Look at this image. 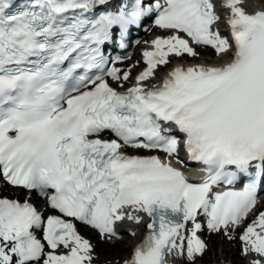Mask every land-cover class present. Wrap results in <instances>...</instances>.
<instances>
[{"label":"snow or ice","instance_id":"obj_1","mask_svg":"<svg viewBox=\"0 0 264 264\" xmlns=\"http://www.w3.org/2000/svg\"><path fill=\"white\" fill-rule=\"evenodd\" d=\"M104 3L0 0V176L24 193L23 201L0 196V264H96L78 224L110 242L145 218L147 235L123 264H197L208 250L205 228L230 241L239 232L241 256L264 264V11L220 0L230 42L215 0H133L95 11ZM150 16L170 35L151 41L132 82L131 69L117 68L121 58L109 60L102 46L118 28L125 47L129 29ZM194 46L232 55L147 83L170 56L197 57ZM109 78L131 86L118 91ZM128 147L167 160L128 156ZM181 150L201 166L199 182L173 166L183 163Z\"/></svg>","mask_w":264,"mask_h":264},{"label":"bare ground","instance_id":"obj_2","mask_svg":"<svg viewBox=\"0 0 264 264\" xmlns=\"http://www.w3.org/2000/svg\"><path fill=\"white\" fill-rule=\"evenodd\" d=\"M216 4H217V11H218V14L220 15L221 19L220 21L218 22V30L219 31H222V30H227V26L225 24V19L226 17L228 16V10L226 8H221L220 5L218 4L219 0H215ZM244 10L249 13V14H253L257 11H264V0H244V3L241 5ZM145 39L143 40V43H144ZM195 50L199 53L200 51L202 52H205V50L201 49L200 47L199 48H195ZM136 56V55H135ZM229 56H226L224 58H221V57H218V56H210V57H194L192 59H187L186 62L187 64H191V65H195V64H204V65H207V66H220L222 62H225L226 59H228ZM182 64H185L184 63V60H181L180 61ZM121 66H124V65H121ZM120 66V67H121ZM134 67V66H133ZM134 71V69H133ZM2 191H5L6 193L8 194H18L20 192V190H16V189H12V188H6V189H1L0 188V194ZM33 202L34 201H37L38 204L41 205V203L43 201L39 200V198H36V197H33ZM147 223V220L145 219V223L144 224H141L139 226L137 225H134V224H126L124 227H122L120 229V232H121V236L122 238L120 240H117L115 242H112L110 241L109 245L112 243L113 245V249L115 250L114 253L111 255L112 258H115V259H118V257H122L125 253V249L124 247H120L119 245L122 244V243H129L127 245V247H132L133 249L139 244L141 243V237H142V233H143V229L145 227ZM78 229L80 231V234L82 236H84L85 238L89 239L90 242L95 246V254L97 256V260H96V264H117V261H115L114 259H112L110 262L109 261H102L99 259V256H98V247H97V244L94 242V239L93 237L90 238L88 236H85V234H83V232H85L84 230L82 231L80 226H78ZM87 229V228H86ZM89 231V229H87ZM131 231H135L136 232V236H131L129 235V232ZM235 235V234H234ZM98 236V235H97ZM98 241L99 242H102L99 237H98ZM97 242V241H96ZM206 242V241H205ZM236 244L238 245V239L236 238L235 241ZM98 243V242H97ZM227 244L230 245V243L228 242H225L224 243V246H223V253H226L227 252ZM111 245V246H112ZM122 249V250H121ZM132 249V251H133ZM239 251V250H238ZM209 252V250H208ZM207 252V253H208ZM122 256H121V255ZM132 254V252H131ZM130 254V256H131ZM238 254H236L237 256ZM129 256V257H130ZM240 256V254L238 255ZM128 257V258H129ZM217 257V256H216ZM124 258V259H123ZM128 258H125L124 256L122 257V261L119 263V264H122L126 259ZM241 258V257H240ZM206 259V254L201 258V259H198L197 260V264L201 261L203 264H204V261ZM105 260V259H104ZM221 259L218 257L216 259V261L213 263V264H228L225 260H221ZM241 260L243 261V258H241ZM233 261V260H232ZM206 262V261H205ZM218 262V263H217ZM231 264H234L233 262H231ZM243 264V263H242Z\"/></svg>","mask_w":264,"mask_h":264},{"label":"rangeland","instance_id":"obj_3","mask_svg":"<svg viewBox=\"0 0 264 264\" xmlns=\"http://www.w3.org/2000/svg\"><path fill=\"white\" fill-rule=\"evenodd\" d=\"M203 55H204V53H203ZM203 55H201L199 57L207 58V57L213 56V54L210 52H209V54H208V52H205V56H203ZM135 64H136V62H134V65ZM80 228L82 231L83 230L85 231V232H83V234H85V236H88L90 238L93 237L94 242L97 244V247H98L97 251H98V256H99L100 260L103 259L102 261H109V262L112 259H114L115 261L119 260L117 262V264H119L122 261L123 256L125 258H128L130 256L133 248L129 247V246L127 247V245L129 243H122L119 245L121 248L124 247V249L126 251H125L123 256L120 254L122 257L119 256L118 259H115V258L111 257V255L115 251L113 249L112 243L109 245L110 242H105V241L99 242L97 234H95L93 231H91V230L88 231L85 227H80ZM145 230H146L145 228L142 230L143 231L142 234H144ZM204 238L206 240V244L208 245V250H209V252H208V250L206 251V259H205L206 262L204 261V264H213L218 257L221 260H225L228 264H231V262H233L234 264H242V263L248 264V261L243 256H241V254H240L241 244H239L238 236H237V239H238L239 245H237L236 242H233L232 240L231 241L228 240L227 237H225L223 234L204 235ZM112 242H115V241H112ZM225 242L230 243V245L227 244V252L223 253V246H224ZM236 254H238V255L240 254V256H238V255L236 256ZM240 257L243 258V261L241 260ZM198 264H203V263L200 261Z\"/></svg>","mask_w":264,"mask_h":264}]
</instances>
